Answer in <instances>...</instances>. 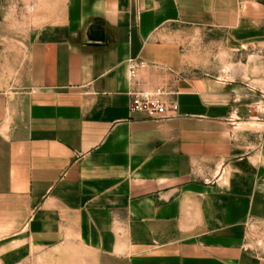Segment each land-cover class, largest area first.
I'll list each match as a JSON object with an SVG mask.
<instances>
[{
  "label": "crops",
  "instance_id": "1",
  "mask_svg": "<svg viewBox=\"0 0 264 264\" xmlns=\"http://www.w3.org/2000/svg\"><path fill=\"white\" fill-rule=\"evenodd\" d=\"M263 27L264 0H66L28 44L11 121L1 93L0 264H264V91L185 49ZM131 57L175 71L140 77L178 92L177 116L130 109Z\"/></svg>",
  "mask_w": 264,
  "mask_h": 264
},
{
  "label": "rangeland",
  "instance_id": "2",
  "mask_svg": "<svg viewBox=\"0 0 264 264\" xmlns=\"http://www.w3.org/2000/svg\"><path fill=\"white\" fill-rule=\"evenodd\" d=\"M65 3L66 0H0V117L4 116L7 107L1 99V93L4 91H7L10 102L7 118L10 120L13 117V104L17 98L14 92L18 91L17 87L25 68L26 52L30 40L40 26L60 17ZM196 37V39L190 40L188 45L186 44L185 49L186 52L189 51L199 56L198 68L203 69L205 64L209 66L208 61L212 60L219 69L227 71L229 79H236L240 83H247L264 91V27L260 31V44L233 45L230 42L234 40H229L228 35L225 37L222 35V39L212 40L223 43L209 45L211 39H206L201 34ZM240 48L243 49L236 50ZM251 55H254L255 70L252 72V68L249 67L250 71L247 72V75L243 73L242 77L234 76L233 71L246 70V64H248ZM252 73L255 75L251 76ZM259 96L260 103L255 113L262 119L264 118V97L262 93ZM9 120L1 127L7 128ZM252 122L254 128L260 130L264 128L262 123L257 124L256 120H252ZM260 122L263 121L260 120ZM257 231L262 233L264 225L259 230L251 229L249 240L257 242ZM262 236L264 235L262 234ZM259 240L264 245V238L260 237ZM23 245L25 247L26 244Z\"/></svg>",
  "mask_w": 264,
  "mask_h": 264
},
{
  "label": "built area",
  "instance_id": "3",
  "mask_svg": "<svg viewBox=\"0 0 264 264\" xmlns=\"http://www.w3.org/2000/svg\"><path fill=\"white\" fill-rule=\"evenodd\" d=\"M126 66L131 83L128 95L130 97L129 107L132 111L145 112L156 120L177 116L179 103L176 96L178 92L172 86L165 84L146 86V82L140 77L141 72L148 68L174 74L175 71L171 67L149 63L136 57L128 58Z\"/></svg>",
  "mask_w": 264,
  "mask_h": 264
}]
</instances>
